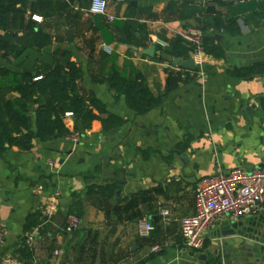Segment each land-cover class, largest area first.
<instances>
[{
  "label": "crops",
  "instance_id": "obj_1",
  "mask_svg": "<svg viewBox=\"0 0 264 264\" xmlns=\"http://www.w3.org/2000/svg\"><path fill=\"white\" fill-rule=\"evenodd\" d=\"M210 1L227 4L239 34L215 32L205 25L203 30L199 17L178 20L177 13L165 15L169 4ZM106 2L112 21L91 15V0H55L57 16L36 23L52 37L50 49L68 50L79 63V94L93 93L124 123L104 131L96 120L85 131L74 122V132L80 135L76 144L66 138L35 140L29 152L10 148L0 157V226L5 229L0 264L6 255L17 264H193L199 255L209 257L221 247L229 229L264 243V203L255 216L221 217L205 232L202 250L186 248L180 234V221L195 214V190L202 178L264 168V75L248 80L227 75L228 70L264 61V0ZM125 25L129 37L123 35ZM184 29L211 38L220 35V41L213 39L224 56L204 53L203 76L147 114L136 115L125 97H116L110 88L111 70L117 68L127 77L137 72L153 94L162 93L170 63L144 51L155 47L160 52L156 41L170 43ZM0 68L18 72L1 56ZM114 129L117 132H110ZM105 186H114L113 193L97 190ZM57 191L56 213L39 230L30 257L23 259L18 251L25 219L35 212L42 219L45 201ZM165 210L168 217L162 215ZM70 214L80 225L67 232ZM143 218L153 226L146 238L137 233ZM154 246L159 247L156 253L151 252ZM57 250L63 254L55 256Z\"/></svg>",
  "mask_w": 264,
  "mask_h": 264
},
{
  "label": "trees",
  "instance_id": "obj_2",
  "mask_svg": "<svg viewBox=\"0 0 264 264\" xmlns=\"http://www.w3.org/2000/svg\"><path fill=\"white\" fill-rule=\"evenodd\" d=\"M128 1V0H126ZM227 4L210 1L201 5L169 4L165 15L177 13L178 20L199 17L204 25L215 32L239 34L236 16L228 11ZM55 0H0V56L18 72L0 68V157L10 148L29 152L33 142H49L65 138L77 131L89 130L93 121H100L104 131L121 126L124 121L107 111L93 93L81 95L77 82L81 79V67L68 50L50 49L52 37L43 26L32 20L37 15L45 21L57 16ZM172 17L166 18L169 21ZM129 37V26H124ZM126 43V38H122ZM138 45L136 41L131 42ZM204 53L214 58L224 56V50L211 37L203 36ZM160 52L175 59L188 60L191 46L176 37ZM166 83L162 93L153 94L139 73L127 77L113 68L107 79L116 97L124 96L127 106L136 115H145L159 107L164 100L181 86L196 80V73L169 64L165 70ZM227 75L233 79L248 80L264 75V61L240 69H231ZM34 109V110H33ZM71 114V117H66ZM76 122L77 124H74ZM114 186L97 190L112 194ZM133 200L132 203H134ZM131 203V204H132ZM41 226V214L35 212L25 219L24 233ZM19 255L28 259L31 248L22 243Z\"/></svg>",
  "mask_w": 264,
  "mask_h": 264
},
{
  "label": "built area",
  "instance_id": "obj_3",
  "mask_svg": "<svg viewBox=\"0 0 264 264\" xmlns=\"http://www.w3.org/2000/svg\"><path fill=\"white\" fill-rule=\"evenodd\" d=\"M124 2L125 0H118ZM89 13L91 15L107 17L109 21L113 17L107 14L106 0H91ZM32 20L42 23L43 19L37 15ZM191 46V59L193 61L196 76H203V34L194 29H184L177 33ZM156 45L164 49L169 46L168 42L156 41ZM67 114L66 117H71ZM66 140L73 144L78 143L80 135L71 132ZM39 192V190H37ZM61 195L59 191L45 201L42 208L41 226L49 222L56 213V199ZM264 203V168L246 173L241 169L219 173L215 176L202 178L195 190V214L185 217L180 221V234L186 248L192 251L202 250L205 244V232L210 229L224 215L235 219L257 215ZM169 211H163L162 215L169 216ZM80 225L79 219L70 214L66 219L65 231L76 230ZM40 227H35L23 236V242L28 247L32 246ZM153 231L152 224L145 218L140 219L137 224V233L140 237H149ZM5 242V229L0 226V246ZM159 251L158 246L151 249L152 253ZM62 251L54 252L55 256H61ZM2 264H17L13 256L6 255Z\"/></svg>",
  "mask_w": 264,
  "mask_h": 264
},
{
  "label": "water",
  "instance_id": "obj_4",
  "mask_svg": "<svg viewBox=\"0 0 264 264\" xmlns=\"http://www.w3.org/2000/svg\"><path fill=\"white\" fill-rule=\"evenodd\" d=\"M71 37V32H67V38ZM216 41L221 40L220 35H214ZM144 55L153 57L154 55L160 57L167 63L172 64L178 68L192 71L194 69L192 59L181 60L168 57L159 51L155 52V47L144 51ZM34 110V109H33ZM110 132H117V129ZM224 233V240L221 242V247L217 248L215 252L207 257L206 254L199 255L197 261L193 264H256L259 260L264 264V243H259V240L254 236H248L244 232L229 229ZM264 234V229H263ZM194 253L192 254V256Z\"/></svg>",
  "mask_w": 264,
  "mask_h": 264
}]
</instances>
